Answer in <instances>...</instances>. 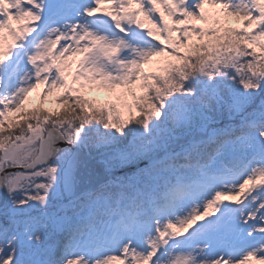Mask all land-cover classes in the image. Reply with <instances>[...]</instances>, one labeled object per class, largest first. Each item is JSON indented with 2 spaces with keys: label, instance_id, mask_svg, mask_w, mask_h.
<instances>
[{
  "label": "snow or ice",
  "instance_id": "1",
  "mask_svg": "<svg viewBox=\"0 0 264 264\" xmlns=\"http://www.w3.org/2000/svg\"><path fill=\"white\" fill-rule=\"evenodd\" d=\"M0 264H264V0H0Z\"/></svg>",
  "mask_w": 264,
  "mask_h": 264
},
{
  "label": "rangeland",
  "instance_id": "2",
  "mask_svg": "<svg viewBox=\"0 0 264 264\" xmlns=\"http://www.w3.org/2000/svg\"><path fill=\"white\" fill-rule=\"evenodd\" d=\"M205 12L209 15L212 16L214 14H216L218 12V9H215L213 7H211L210 5H206L205 6ZM231 22V26H233L234 24H237L239 21L237 19H229ZM171 23V22H170ZM193 23L197 26L200 27H208L209 25L206 24H201V22L199 21H194V22H190ZM225 26H227V23L225 24ZM230 26V27H231ZM146 27H148V25H146ZM199 42L197 37L194 36V38H192L191 42ZM183 49L185 48H181L180 51H183ZM166 59V57H156L153 58L148 65L144 66V72L148 73V72H155L158 71L161 67H162V62ZM76 68V65L74 63H71V67L69 70H72L71 72H74ZM70 81H71V74L69 77ZM79 84L80 82H77L76 84H73V87L79 88ZM39 91V90H38ZM59 91V90H58ZM58 91H54L52 94H50L48 97H46L45 103L43 104V108L45 110L48 111H61L62 108L59 104L56 103H52V101L54 100V98L57 95ZM123 90H109L106 88H99L98 86H87L84 90H82L79 94L86 98L88 101H90L91 103H95L96 106H101V107H107V105L109 104H113L116 105L117 109L120 112V119H122L125 123L128 122L129 119V110L127 107H125L124 105H130L133 103V98L130 95H124L123 99H119V94L122 92ZM137 95H140V91L137 88ZM39 102H38V93L34 92L32 94H30L28 100L25 103V110H32L35 107H38ZM138 115V113L136 112L135 108L131 109V116L133 119L136 118V116ZM142 162V161H141ZM146 164L147 161H144L142 163H140V165L142 164ZM103 164V163H102ZM145 166V165H144ZM142 166V167H144ZM123 170V169H121ZM124 172V171H123ZM122 172V173H123ZM121 173V174H122Z\"/></svg>",
  "mask_w": 264,
  "mask_h": 264
},
{
  "label": "water",
  "instance_id": "3",
  "mask_svg": "<svg viewBox=\"0 0 264 264\" xmlns=\"http://www.w3.org/2000/svg\"><path fill=\"white\" fill-rule=\"evenodd\" d=\"M115 174L119 175L120 172H116ZM105 178L106 173L104 167L100 163H97L93 160L91 162L90 173L84 176L85 181L96 182Z\"/></svg>",
  "mask_w": 264,
  "mask_h": 264
},
{
  "label": "trees",
  "instance_id": "4",
  "mask_svg": "<svg viewBox=\"0 0 264 264\" xmlns=\"http://www.w3.org/2000/svg\"><path fill=\"white\" fill-rule=\"evenodd\" d=\"M227 23V26H225V24ZM226 23H223V26L224 27H230L231 26V22H230V20H228ZM200 27V26H199ZM203 27V26H202ZM204 27H205V25H204ZM231 27H235V28H239V22L237 23V24H234L233 26H231ZM192 38H194V36L192 37ZM189 43H198V42H196V40H195V42H189ZM186 51V49H183V51H181L182 53L183 52H185ZM170 59H172L171 57H166V59L165 60H170ZM164 60V61H165ZM163 61V62H164ZM163 62H162V66H163ZM173 62H175V61H173ZM65 71H66V73L68 74V77H70V74L72 73L68 68H66L65 69ZM69 83L71 84V81H70V79H69ZM72 87H73V84H72ZM60 91H62V90H59L58 92H57V95H60ZM71 95H76V93H72ZM57 97V96H56ZM82 98H84V97H82ZM84 99H86V98H84ZM87 100V99H86ZM92 105H93V107L95 108V107H101L100 105L99 106H96V104L95 103H93L92 102ZM38 106H40V105H38ZM127 124V123H126ZM129 126H131V125H129ZM96 161H99L98 159L96 160ZM100 162V161H99ZM142 162H144V161H142ZM142 162H140V163H142ZM122 171H124V170H122Z\"/></svg>",
  "mask_w": 264,
  "mask_h": 264
}]
</instances>
